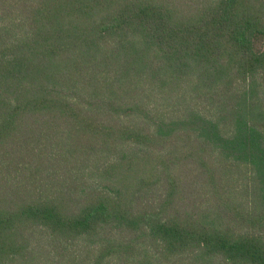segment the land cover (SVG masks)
<instances>
[{"label":"trees","instance_id":"obj_1","mask_svg":"<svg viewBox=\"0 0 264 264\" xmlns=\"http://www.w3.org/2000/svg\"><path fill=\"white\" fill-rule=\"evenodd\" d=\"M0 264H264V0H0Z\"/></svg>","mask_w":264,"mask_h":264}]
</instances>
